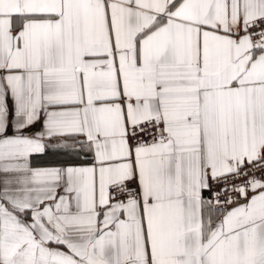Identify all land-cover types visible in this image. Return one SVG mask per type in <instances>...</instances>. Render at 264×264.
I'll list each match as a JSON object with an SVG mask.
<instances>
[{
    "label": "snow or ice",
    "instance_id": "6c2138e0",
    "mask_svg": "<svg viewBox=\"0 0 264 264\" xmlns=\"http://www.w3.org/2000/svg\"><path fill=\"white\" fill-rule=\"evenodd\" d=\"M0 264H264V0H0Z\"/></svg>",
    "mask_w": 264,
    "mask_h": 264
}]
</instances>
